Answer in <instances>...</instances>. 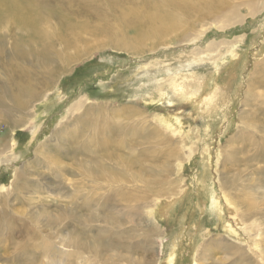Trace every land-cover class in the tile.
<instances>
[{
	"label": "rangeland",
	"instance_id": "1",
	"mask_svg": "<svg viewBox=\"0 0 264 264\" xmlns=\"http://www.w3.org/2000/svg\"><path fill=\"white\" fill-rule=\"evenodd\" d=\"M27 1L36 6L35 0ZM50 4L55 12L49 14L47 27L57 35L52 52L57 58L68 59L69 54L74 58L67 69L57 72L51 88H44L45 97L28 104L26 125L6 126L20 112L17 117L0 116L4 146L0 151L5 149L0 156L4 160L0 162V211L8 212L4 225L0 216V264H34L30 255L27 259L20 255L23 244L30 249V240H22L25 232L15 220L35 215L28 222L43 235L52 233L56 244L52 257L33 250L38 264H193L194 259L197 264H238L247 261L238 245L264 264V257L259 258L248 241L235 240L222 228L225 218L236 220L227 211L225 195L231 194L235 201L246 199L228 189L229 182L235 183L231 178L235 168L227 157L237 152L247 157L264 153V0H69V5L51 0ZM165 8L182 25L171 32L167 28L146 33L135 42L141 51L131 52L127 44L149 30L150 20L163 15ZM181 13L193 24L184 25ZM161 23L156 19L154 24ZM12 25H18L17 20ZM65 33L70 43L72 39L80 43L77 48H64ZM18 36L16 30L14 37ZM11 61L41 75L39 60L14 59L10 50L0 60V68ZM244 74L243 91L233 98L226 88L234 90ZM173 80L182 86L171 89ZM5 88L11 94L16 89ZM4 89H0V102L5 100V105H0L10 111L13 101L5 97ZM214 90L217 97L209 104L212 107H206L205 97L214 95ZM162 92L171 97L169 104L162 101ZM227 97L229 112L221 120L219 113L226 110L217 109ZM179 112L180 119L166 127L168 118ZM75 133L77 154L72 151ZM100 138L122 142L121 150H109L124 159L103 151L96 155ZM84 142L98 158L79 148ZM208 143L211 172L202 178ZM255 163L242 162L238 167L245 170L241 185L250 190L258 188L251 186L252 179L261 176L251 167L264 166V161ZM21 166L30 181L22 184L24 190H14L19 184L14 182L15 170ZM257 191L264 192L261 182ZM213 194L221 198L225 216L217 217ZM162 202H166L163 212L158 209ZM246 207L237 204L239 218ZM258 221L262 223L261 218ZM263 227L264 223L250 234L257 229L264 235ZM16 230L17 236H9ZM174 232L181 234L180 243L170 257L171 237L167 236ZM221 236L232 245L230 249H221L226 245ZM205 240L212 246L207 252L201 249Z\"/></svg>",
	"mask_w": 264,
	"mask_h": 264
},
{
	"label": "bare ground",
	"instance_id": "2",
	"mask_svg": "<svg viewBox=\"0 0 264 264\" xmlns=\"http://www.w3.org/2000/svg\"><path fill=\"white\" fill-rule=\"evenodd\" d=\"M35 1H36V6H31L27 0H0V60H2L3 56H5V53L7 54L8 50H10V53L12 54V57L14 59L15 58H19V59H22L24 61V60H27L29 58H33V59H35V61L39 60V63L37 65L38 66L37 72L39 74H41L39 76H36L34 74L35 73L34 70L31 73L30 69H28V68H26L24 66H20V65L17 66L16 63L13 62V61H11L12 62L11 64L6 63V64L1 66V68H0V89H2V88L4 89L5 87L11 89L13 86H15L16 89H14L12 91L13 94L10 93L11 92L10 90H6V88L3 90V93L5 94V97H9L13 101V103L11 105L12 108H9L10 111L7 110L6 107H2L0 105L2 107L0 109V111H1L0 116L1 115L5 116L6 113H9V115H12V116L14 115L15 116L16 113L20 112L19 115H18L19 117L15 116L17 118H14V121L5 122V123H7L6 126H7L8 129L11 128V125L19 126L21 124L22 125H26L27 124L26 123L27 120H25V117L29 116L28 113H30L27 110V108H29L28 104L29 103L31 104L34 99H36L38 97L40 98V96H43L47 92V91L44 90V88L46 87L47 90L51 88V86L53 85V83L55 81V78L57 76V72L64 71L65 69H67L69 67V64L71 63V60L74 58L70 54L68 55V59H65L66 57L64 58V56H60L59 58H57L53 54L52 50L55 47V44H56L55 42H56V39H57V35H56V33L54 32V30L52 28L47 27L48 26L47 22H50V20H51L50 19V15H52L55 12V9L53 7H51V5H53V4H50L51 0H35ZM61 2L62 3L65 2L66 5H69V0H61ZM49 11H52V12L49 13ZM205 12H204V14H205ZM206 13H208V11ZM184 15L185 14L182 15V13L180 14V17L184 18V19H182V21L184 22V25H189V24L192 25L193 24L192 20L190 21V19H189V21H187L188 19L186 18V15L185 16ZM65 18L68 21V18L67 17H65ZM156 19L157 20H161V22H162L161 25H155L154 24V23H156ZM13 20H17V24L18 25H12V21ZM196 21H198V20H196ZM178 22H179L178 17L175 16L174 12L166 9V10H164L163 15H159L158 14V15L155 16L154 19L150 20V24L147 25V27H149V30H147L146 32L138 33L134 37V40L132 42H129L126 47L129 46V48L131 49V52H133V51L134 52H139V51H141V48H140V46L137 47V45H135V42L139 41L142 37H144L146 33L150 34L152 31L154 33H156L158 30H163V29H167V28L169 29L167 32L175 31L177 28H179L182 25L181 21L179 23ZM67 28H68V25H67ZM69 29H71V26H69ZM16 30L18 31L19 36L15 38L14 37V32ZM8 32H10V34H8ZM66 33L63 34V36H65V37L63 38V41H61V43H63L64 48L66 50H71L72 48H77L80 43L77 42L74 39H72V43H70L69 42L70 41L69 40V35H66ZM151 49H154V48L151 47ZM46 52H48V53H46ZM195 52H196V54H198L197 50ZM193 55H195V54H193ZM58 59L62 61V62H60L61 64H57V61H59ZM52 62L54 63V65H52ZM9 66L11 67L10 69H12V71L14 73L12 71H11L12 73L9 71ZM53 67H56L55 71H53V69H52ZM147 70H148V68H147ZM242 70H243V68H242ZM4 74L5 75L8 74L9 77L5 78ZM245 75L246 74H244L242 76V78H240L238 80V85H237V87H235L234 90L231 91L230 90L231 88H226V90L229 91L228 93H232L233 98H237L238 96L241 95V93L243 91V88H244ZM41 76L43 77V79H39ZM181 86H182V84L177 82L176 80H173L170 83V88L171 89H176L177 87H181ZM178 90H179V88H178ZM215 91H217V90L213 91L214 95L210 96L209 94H207V96L205 97L204 103H206V105L205 104L204 105L206 107L207 106L212 107L210 105L212 103H214V100H215L214 98H216L217 94H218ZM195 92H198V91H195ZM179 93H182V92H179ZM222 93L225 94V92H222ZM177 94H178V92H177ZM43 97H45V96H43ZM180 97L178 99H180ZM199 98H200V96H199ZM228 98L229 97H227L226 100H223V105H220L219 104L220 102L218 103L220 105V106L218 105L219 106L218 109H217L218 112L222 111V108H224L226 110V112L224 111V112H220L219 113V116L221 117V120H223L227 116L226 113L229 112V108L230 107L228 106V104L230 105V100ZM3 99H5V98H3ZM171 100H172L171 97L167 93H163L162 101L164 103L169 104V102H171ZM3 101H5V100H2L0 103L4 106L5 103H3ZM196 101H197V99H196ZM199 102L197 101L196 103H199ZM234 102H232V103H234ZM176 103H178V102L176 101ZM184 104L186 105V103H184ZM189 107H190V105H189ZM182 109H184V108L182 107ZM23 114H26V115H23ZM180 115H182V114H180V112L177 113V114H174L173 116L168 118L167 122L169 123V122H172V120H175V121L179 120L180 119ZM199 116H201V115H199ZM209 118H211V117H209ZM163 119H165V118H163ZM197 120H199V119H197ZM210 126H211V124H210ZM166 127H171L170 123ZM171 130L174 131L175 129L171 128ZM174 132H176V130ZM77 135L78 134L75 133V134H73V137H71V138H73V140H72V151L74 153H76V154L78 153V151H77V145L78 144L76 146H74V143L76 142L74 139H75V137H77ZM102 140H105V139L104 138L103 139L100 138L99 143L102 146L97 145L96 147H94V148H96V151H95L96 155L99 154L98 151H103V152L108 153L109 155H112L113 157L114 156H118L119 159H124L123 157H121L120 155L115 153L117 150L118 151L121 150V148L123 146L122 142L120 144L119 141H117L115 139H111V138H108L107 141H102ZM252 141H254L253 137H252ZM109 142L111 144H109ZM209 143L207 145V148H205L206 149L205 150L206 154L203 155L205 158H203L204 159V162H203L204 170L202 172V178H206L207 177L206 175L208 174V172L209 171L211 172V170L209 168H210L212 162L209 161L208 154H209L210 150L212 149L211 148L212 145L210 147ZM82 144H84V145H82ZM82 144H79V148L87 149L88 151L85 152L86 155H88L90 158L97 157L95 154H93V155L91 154L92 151H91V147L90 146L85 144V142L82 143ZM179 145H180V143H179ZM0 146H3L1 139H0ZM232 146H234V145H232ZM172 147H173V145H172ZM180 148L177 147L176 151L180 152ZM263 148H264V146H263ZM109 149H113V151L114 150H116V151L113 152V151H110ZM189 149H193V148L189 147ZM107 150L109 152H107ZM215 150H217V149H215ZM4 153H5V149L1 150L0 151V156H2ZM201 153H203V152H201ZM2 157L0 158V162L4 161V160H2ZM227 159H229V165L231 166V168H233V167L235 168V172H233V175L231 176V178H233L232 181H234L235 183L231 184L229 182L228 189L230 190V188H231V190H234V192L235 191H239L242 195L244 194L246 196V199L238 198L237 201H235L231 197V194L228 195V196L225 195V197H226L225 205H226L227 211L228 212H232L233 214H230V215L236 216V220H233L231 217L225 218V223L223 224L222 228H225V230L223 229L225 233H228V235H230L233 238L235 237V240H238V241H241V242L248 241L249 246L254 248L252 250L256 251L257 255H259V258H260V256L264 257V255H263L264 254V235H263V233L258 232L259 230L257 231V229H256L255 233L250 234V232L252 230H254L257 226H259L262 223H264V200H263L264 192L263 191H257V189L259 188V183L260 182H261L262 185H264V166L263 165H261V166L253 165V167L250 166L252 168V172L255 175L258 176L259 174H261V176H258L256 179H252V182L250 183L251 186H253V187L256 186L258 188H255V189L253 188L251 190H250V188L249 189L246 188V186L244 184L241 185V183L239 181L240 175L245 170L244 169L238 170V167L240 168L239 164L242 163V162H243V164H249L252 161H253V163H255V162H263L264 161V153L261 152V154H259V155H256V156H253V157H247L244 153L242 154V152H237L232 157H230V158L227 157ZM80 162H83V161H79L78 163H80ZM24 169H25L24 166H21V167H18L15 170V178H14L15 180H14V182H17L19 184H18L17 188H15L14 190H22V189L24 190L25 187H23L22 184L25 186L30 181V179L27 177V173H26L27 170H24ZM250 171H251V169H250ZM231 172L232 171L229 169L228 173H231ZM208 177L211 178V173H210V175H208ZM218 186L221 187L222 191H224L225 194L228 193V192H226L223 189L224 184L220 183ZM239 186H240V188H239ZM211 189L214 190V187L212 186ZM183 192H185V191H183ZM183 192H181L179 194L181 195ZM215 195H217V194H213V197L211 195V197L213 199L212 205L214 204V207H215V205L217 206V210H218V213H217L218 216L217 217L220 218L222 216H225V213L223 211L224 209H223L221 201H220L221 198L220 199L216 198ZM238 196H239V194H238ZM165 203L166 202L158 203V209L161 208V209H159V211L163 210L162 206ZM239 203L241 205L245 203V205L247 206L245 208V211H244L245 213L243 212L244 214L242 215V217L240 216V218L237 216V210H238L237 204H239ZM7 213L8 212L6 210H1L0 211V216L3 217L2 218L3 221L1 222V225H4L8 221V219H7V221L5 220V218L7 217ZM21 213L22 212H18V214H21ZM35 216H37V215H35ZM35 216H30L27 219L33 218ZM234 216H232V217H234ZM9 217H12V215L10 214ZM260 218H261L262 223H260L258 221ZM27 219L21 217L20 219L15 220V223H19L18 226H20V230L21 231L23 230L25 232L24 238L22 240H30L27 243L30 246V249L28 250L27 245L23 244L22 253L20 255H22V257L25 258V259H27L28 255H30L31 258L34 260V264H38V263H36L37 260H35L36 256H35V253L33 254V250L36 249V253L37 254H42V253L44 255L48 254L47 256L52 257V254H54L55 249H56V248H54L56 244L53 241V238H52L53 234L52 233H49V234L46 233L47 235H43L41 230H39L38 228L37 229L33 228V226L28 222ZM244 220H248V222L247 221L244 222ZM20 221H22V222H20ZM236 224H238V225H236ZM248 227H249V231H247ZM241 229H243V231L245 233H247V235L245 233L244 234L241 233ZM238 233H240L239 234L240 236H238ZM0 235H1V231H0ZM180 235L178 233L175 234V232H174V233H172V236H167V237H171L170 242L168 241V245L171 246V249L169 248L171 250L170 251V255H169L170 257L172 255H174L175 254L174 251L177 250L176 247L180 243ZM9 236H17V230H16V232H11V234H9ZM221 237H222V240L226 241V243H225L226 245L221 246V249L223 251H225V248L230 249L232 247V245L228 244L227 238H225V236L224 237L221 236ZM13 242L16 243V241H13ZM210 244L211 243L209 242V240H207V241L205 240V242L202 243V245H201V247H202L201 249L205 250L207 252L212 247L211 246L209 248ZM72 246H77V245H72ZM218 246H220V245H218ZM237 248H238V251L241 252V256H242L241 258H244L243 260H247L246 262L242 261V262H240L238 264H262L263 263V262L262 263L261 262H257L259 259L257 261L254 260V258L252 256H250L249 252H243L244 249H243L242 246L238 245ZM234 249H236V248H234ZM205 251L202 252L203 256L207 255L206 253H204ZM210 254H211V252H210ZM193 257H194V255H193ZM240 260H242V259H240ZM16 261H18V260H16ZM193 264H197L196 263V259L193 260Z\"/></svg>",
	"mask_w": 264,
	"mask_h": 264
}]
</instances>
